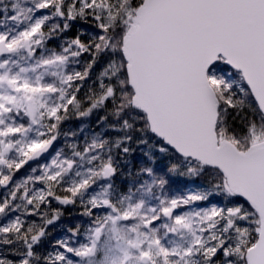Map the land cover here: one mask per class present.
<instances>
[{
  "label": "snow or ice",
  "instance_id": "6c2138e0",
  "mask_svg": "<svg viewBox=\"0 0 264 264\" xmlns=\"http://www.w3.org/2000/svg\"><path fill=\"white\" fill-rule=\"evenodd\" d=\"M89 18L99 30L89 42L61 39ZM0 29V219L19 213L0 224V264H264V0H0ZM56 39L59 52L47 46ZM102 57L99 91L78 98ZM99 110L105 128L82 150L67 144L70 155L13 179L49 152L70 113ZM131 132L175 157L170 175L208 174L210 186L169 196L168 179L145 166L139 197L119 193L114 153H132ZM214 196L224 203L194 206ZM77 199L84 216L104 211L87 242L75 246L77 226L55 251H37L61 215L49 218L51 201Z\"/></svg>",
  "mask_w": 264,
  "mask_h": 264
},
{
  "label": "trees",
  "instance_id": "16d2710c",
  "mask_svg": "<svg viewBox=\"0 0 264 264\" xmlns=\"http://www.w3.org/2000/svg\"><path fill=\"white\" fill-rule=\"evenodd\" d=\"M43 11L47 12L48 10ZM53 22L55 21H49V23ZM71 24V28L63 34L61 39H72L75 38L77 35H80L81 39L87 43L90 40V34L99 31L94 27L91 18H89L88 21H72ZM44 30L47 31V27H45ZM60 43L61 40L56 39L49 41L47 46L48 48H54L57 52H59ZM38 51L40 53V50ZM80 59L81 61H87L90 60L91 57L87 53H85ZM105 59L106 57H102L101 61L92 69L90 78L85 80L84 85L78 95V98L84 99L85 95L89 92L90 88L94 91H99V81L97 80V77L101 72L102 68L104 67ZM76 67L81 68L82 66L77 65ZM108 107L111 108V104H109ZM104 115V110L94 111L89 118H78L74 114L70 113V118L65 120L60 126L61 140H59L58 150L63 149L64 156L70 155L71 151L67 147V144H70L72 142H77L80 145V150H82L86 138L90 141L95 133L101 132L105 128V124H98L101 117H103ZM114 123L118 122L115 121L111 116H109L107 124L111 125ZM81 127H83V131H80ZM73 132L77 133L76 136L72 135ZM64 133H68V136L65 137L63 135ZM128 134L133 137L130 144V147L133 149L132 153L128 156H122L119 150H116V152L114 153L118 164V172L116 177L113 178V182L119 193L126 195L128 194V190L131 189L132 193L136 194V198L139 197V193H137L136 190L140 187V184L144 180L148 179V177L146 174L137 175V173L142 167L145 166L153 167L157 175H163L168 179L169 183L165 189V192L169 196L184 195L188 187L203 189L210 186L208 174H205L199 178H188L180 175H170L168 173L169 165L177 163V161L175 157L169 154L161 153L157 150L161 143L157 138L149 135L148 143H140L139 141L141 139V134L139 132H131ZM123 135H125V133L115 131L103 132V136L106 139L116 138ZM125 161H127V163H125ZM180 171H184V168L181 167ZM129 172H131V175H128ZM98 183H104V181H100ZM66 186L67 185H65V187ZM93 190H98V188L96 186H93V189H90V192ZM157 194H159V192H157ZM211 199L215 200L220 205L224 203V201L220 197H210L209 201ZM149 203L155 204L157 203V201L149 200ZM204 203L206 202H200L197 204V206H202ZM83 211L84 208L81 205L78 214L83 217H88L82 215ZM13 214L15 213H11L7 218L0 219V224L6 223L7 219H9ZM100 214L103 215L104 211L102 210V212L99 213L98 210H94V216L91 218L93 219L95 216H98ZM27 219L29 221H36V219L31 216L27 217ZM36 222L40 223L39 221ZM55 250V246H50L46 253L53 252ZM37 251L44 253L43 243L40 245L39 248H37ZM10 258L16 259V257Z\"/></svg>",
  "mask_w": 264,
  "mask_h": 264
},
{
  "label": "flooded vegetation",
  "instance_id": "af4514ba",
  "mask_svg": "<svg viewBox=\"0 0 264 264\" xmlns=\"http://www.w3.org/2000/svg\"><path fill=\"white\" fill-rule=\"evenodd\" d=\"M38 53H39V51H37V55H38ZM59 140H61L60 137L57 139V141H55L52 150L47 155H45L43 158H41L40 160H38L34 163H29L28 165H25L24 168H22L21 170H19L15 173L13 179L18 180L21 178H26V176L30 174L31 167H37L40 164L50 163L52 157L57 152L56 150H58V148H59ZM37 174H39V172ZM36 186L42 187V185H39V184ZM5 191L6 190L4 188L0 187V195H1L0 198H2L4 196ZM58 194L63 195L64 193L60 192ZM17 202H19V201H17ZM80 206H81V203H80L79 199H77L75 204H71V205H60L55 200L51 201V208L48 209L49 218L56 211H59L61 213V215H60L58 220L54 221L53 224L47 226V229H46L47 237L42 242L43 248H44V253L47 252V250L49 249L50 246H55L56 241L63 239V238L70 237L71 233L68 231V229H74L75 230L77 228V226H79V234L73 238L74 242H75V246H78L80 243H86L87 242V240H86V235H87L86 229L89 228L90 226H92V218L80 216L78 214L80 211ZM42 210H44V209H42ZM15 215H18V214L15 213L10 218H13ZM31 217L36 219V221L40 222L38 217H34V216H31ZM87 221H89V222H87Z\"/></svg>",
  "mask_w": 264,
  "mask_h": 264
},
{
  "label": "rangeland",
  "instance_id": "374dc122",
  "mask_svg": "<svg viewBox=\"0 0 264 264\" xmlns=\"http://www.w3.org/2000/svg\"><path fill=\"white\" fill-rule=\"evenodd\" d=\"M40 54V53H39ZM56 151H58V150H56ZM48 162V161H47ZM191 190H197V188H193V187H188L187 189H186V192H185V194L188 192V191H191ZM198 203H200V202H198ZM197 203V204H198ZM197 204L196 205H194L195 207H199V208H206V207H211L213 204H216V205H220L219 203H217L215 200H208V201H206V203H204L202 206H197ZM185 210H188L187 208H182V209H178V211H185Z\"/></svg>",
  "mask_w": 264,
  "mask_h": 264
},
{
  "label": "water",
  "instance_id": "95a60500",
  "mask_svg": "<svg viewBox=\"0 0 264 264\" xmlns=\"http://www.w3.org/2000/svg\"><path fill=\"white\" fill-rule=\"evenodd\" d=\"M54 143H55V142H54ZM54 143H53V145H54ZM53 145H52V147H53ZM52 147L50 148V150L52 149ZM50 150H49V151H50ZM48 153H49V152H48ZM48 153L44 154L41 158H43V157H44L45 155H47ZM41 158H40V159H41ZM40 159H39V160H40ZM34 162H36V161H30L29 163H34Z\"/></svg>",
  "mask_w": 264,
  "mask_h": 264
}]
</instances>
